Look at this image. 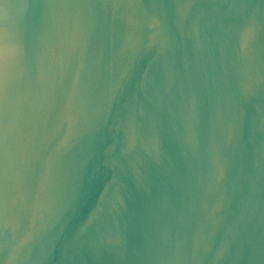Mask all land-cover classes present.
<instances>
[{
  "label": "water",
  "instance_id": "obj_1",
  "mask_svg": "<svg viewBox=\"0 0 264 264\" xmlns=\"http://www.w3.org/2000/svg\"><path fill=\"white\" fill-rule=\"evenodd\" d=\"M0 264H264V0H0Z\"/></svg>",
  "mask_w": 264,
  "mask_h": 264
}]
</instances>
